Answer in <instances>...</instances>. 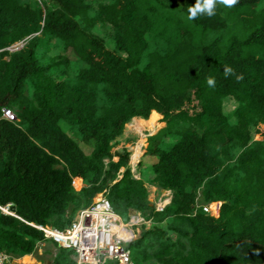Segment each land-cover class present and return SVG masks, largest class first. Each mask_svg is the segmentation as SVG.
Returning a JSON list of instances; mask_svg holds the SVG:
<instances>
[{"label":"trees","instance_id":"16d2710c","mask_svg":"<svg viewBox=\"0 0 264 264\" xmlns=\"http://www.w3.org/2000/svg\"><path fill=\"white\" fill-rule=\"evenodd\" d=\"M39 1L0 0V252L34 254L39 226L67 229L103 193L146 221L132 264H264V0L192 21L195 0ZM160 116L134 178L114 148L132 119ZM147 184L170 192L162 212Z\"/></svg>","mask_w":264,"mask_h":264},{"label":"built area","instance_id":"2783aa9c","mask_svg":"<svg viewBox=\"0 0 264 264\" xmlns=\"http://www.w3.org/2000/svg\"><path fill=\"white\" fill-rule=\"evenodd\" d=\"M22 46V42L16 43L7 50L15 51ZM1 114L4 119L15 121L10 110L3 108ZM132 174L138 179L136 174ZM75 183H79V186ZM72 185L77 190L83 186L78 179H74ZM149 201L156 212H162L170 202V192L160 190V196L155 200L149 198ZM220 205V202H212L202 205L201 209L212 217H218ZM10 206L7 205L1 210L14 215L9 211ZM131 213L127 220H123L113 211L105 194L100 193L89 206L76 213L67 229L61 231L42 226L38 229L58 248L71 250L75 264H104L107 261L132 264L128 245L135 239L133 228L145 224L146 221L137 212ZM0 264H14V258L0 252Z\"/></svg>","mask_w":264,"mask_h":264},{"label":"rangeland","instance_id":"374dc122","mask_svg":"<svg viewBox=\"0 0 264 264\" xmlns=\"http://www.w3.org/2000/svg\"><path fill=\"white\" fill-rule=\"evenodd\" d=\"M36 2L40 4L39 0H36ZM148 120L149 118L147 120H138V119L131 120L125 126V131L123 135L118 139L117 146L114 148V151H121L123 149H126L130 153L129 165L131 168V172L136 174L138 177H139L137 170L138 162L141 159L146 164L151 163L153 161V159L149 157L143 158L146 139L148 136L154 134L159 128H161L164 125L162 123L161 116L155 121V123L152 124L151 127H149L146 123V121ZM61 126L63 130H67V128L63 124H61ZM84 148L85 150L87 149L86 147ZM75 184L76 186H79V183H75ZM146 186L148 189L149 198L155 200L158 196H160L159 189L149 184H147ZM97 196L94 199H96ZM57 253H58L57 245L54 242L47 240L37 245V249L35 250L34 254L31 255V257L24 258L23 260L20 261L19 260L14 261V264H54L53 263L54 258L57 255ZM108 262L110 261H107L104 264H107Z\"/></svg>","mask_w":264,"mask_h":264},{"label":"clouds","instance_id":"9594fccd","mask_svg":"<svg viewBox=\"0 0 264 264\" xmlns=\"http://www.w3.org/2000/svg\"><path fill=\"white\" fill-rule=\"evenodd\" d=\"M238 3V0H195V4L188 7V16L189 21L195 20L200 16L206 15L212 17L216 13L217 5H223L226 7H233ZM234 73V69L230 66H224V75L227 77L230 74ZM207 84L209 87L215 86V78L207 77ZM237 79H242V76H237Z\"/></svg>","mask_w":264,"mask_h":264},{"label":"crops","instance_id":"0c3cea01","mask_svg":"<svg viewBox=\"0 0 264 264\" xmlns=\"http://www.w3.org/2000/svg\"><path fill=\"white\" fill-rule=\"evenodd\" d=\"M134 119H137V118H134ZM134 119H132V120H134ZM138 120H141V119H138ZM29 257H31V255H27V256H24V257H21V258H18L17 260L16 259H14V261H20V260H23L24 258H29Z\"/></svg>","mask_w":264,"mask_h":264},{"label":"water","instance_id":"95a60500","mask_svg":"<svg viewBox=\"0 0 264 264\" xmlns=\"http://www.w3.org/2000/svg\"><path fill=\"white\" fill-rule=\"evenodd\" d=\"M162 191H165V190H162ZM9 211L14 214L15 213V207L11 205L9 207Z\"/></svg>","mask_w":264,"mask_h":264},{"label":"bare ground","instance_id":"6f19581e","mask_svg":"<svg viewBox=\"0 0 264 264\" xmlns=\"http://www.w3.org/2000/svg\"><path fill=\"white\" fill-rule=\"evenodd\" d=\"M137 157V156H136Z\"/></svg>","mask_w":264,"mask_h":264}]
</instances>
